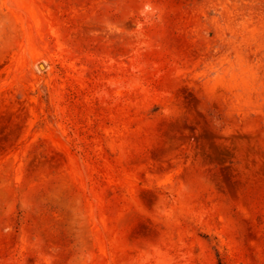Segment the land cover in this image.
<instances>
[{"label": "rangeland", "instance_id": "374dc122", "mask_svg": "<svg viewBox=\"0 0 264 264\" xmlns=\"http://www.w3.org/2000/svg\"><path fill=\"white\" fill-rule=\"evenodd\" d=\"M0 264H264V0H0Z\"/></svg>", "mask_w": 264, "mask_h": 264}]
</instances>
